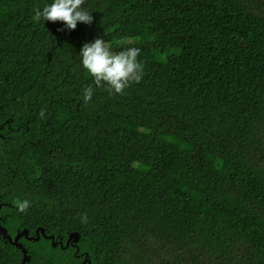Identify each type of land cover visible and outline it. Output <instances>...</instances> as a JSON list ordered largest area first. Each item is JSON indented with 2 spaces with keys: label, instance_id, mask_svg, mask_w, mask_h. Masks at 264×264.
I'll list each match as a JSON object with an SVG mask.
<instances>
[{
  "label": "trees",
  "instance_id": "obj_1",
  "mask_svg": "<svg viewBox=\"0 0 264 264\" xmlns=\"http://www.w3.org/2000/svg\"><path fill=\"white\" fill-rule=\"evenodd\" d=\"M52 2L0 0V216L80 235L76 256L24 240L26 264H264V3L85 0L68 30L33 21ZM96 39L139 48L144 76L85 103Z\"/></svg>",
  "mask_w": 264,
  "mask_h": 264
},
{
  "label": "clouds",
  "instance_id": "obj_2",
  "mask_svg": "<svg viewBox=\"0 0 264 264\" xmlns=\"http://www.w3.org/2000/svg\"><path fill=\"white\" fill-rule=\"evenodd\" d=\"M85 0H53L43 8L33 9L32 17L35 22H61L68 30H74L78 23L90 25L92 16L82 6ZM140 49L126 47L114 52L112 46L103 39H96L82 46L79 56L80 64L92 83L82 90V98L88 103L96 89L103 88L111 94H124V90L132 84L139 83L144 76V64L138 60ZM40 116H44L41 111ZM20 212L30 207L28 200L14 201ZM81 223L87 224L88 217L84 213L80 217Z\"/></svg>",
  "mask_w": 264,
  "mask_h": 264
},
{
  "label": "water",
  "instance_id": "obj_3",
  "mask_svg": "<svg viewBox=\"0 0 264 264\" xmlns=\"http://www.w3.org/2000/svg\"><path fill=\"white\" fill-rule=\"evenodd\" d=\"M2 128L3 126L1 125L0 139L3 138V135L1 133ZM1 208L2 204L0 203V209ZM40 237L50 240L52 247H56L58 244L61 249H67L70 246L76 249L75 255L78 252L77 244L79 242L80 235L77 232L69 233L66 237L65 243L62 242V238L57 239L54 235H46L43 228H37L34 235H29V232L26 229L17 231L14 235H10L8 229L4 225L3 218L0 216V243H2L8 249L14 248L15 251H18L21 254L22 259L20 264H26L31 261V255L28 253V249L25 246V241L31 243L38 242ZM83 258V264H90L87 253L83 254Z\"/></svg>",
  "mask_w": 264,
  "mask_h": 264
},
{
  "label": "rangeland",
  "instance_id": "obj_4",
  "mask_svg": "<svg viewBox=\"0 0 264 264\" xmlns=\"http://www.w3.org/2000/svg\"><path fill=\"white\" fill-rule=\"evenodd\" d=\"M256 1H258L259 3H264V0H256Z\"/></svg>",
  "mask_w": 264,
  "mask_h": 264
},
{
  "label": "flooded vegetation",
  "instance_id": "obj_5",
  "mask_svg": "<svg viewBox=\"0 0 264 264\" xmlns=\"http://www.w3.org/2000/svg\"><path fill=\"white\" fill-rule=\"evenodd\" d=\"M76 256V255H75ZM78 256H80L79 254H78Z\"/></svg>",
  "mask_w": 264,
  "mask_h": 264
}]
</instances>
